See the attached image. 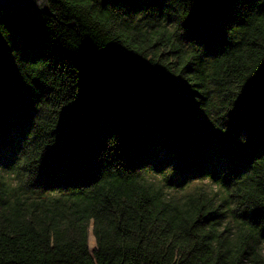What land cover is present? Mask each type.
<instances>
[{"label": "trees", "instance_id": "1", "mask_svg": "<svg viewBox=\"0 0 264 264\" xmlns=\"http://www.w3.org/2000/svg\"><path fill=\"white\" fill-rule=\"evenodd\" d=\"M45 7L0 10V264H264V0Z\"/></svg>", "mask_w": 264, "mask_h": 264}, {"label": "rangeland", "instance_id": "2", "mask_svg": "<svg viewBox=\"0 0 264 264\" xmlns=\"http://www.w3.org/2000/svg\"><path fill=\"white\" fill-rule=\"evenodd\" d=\"M171 27H169V29H171ZM156 178V177H155ZM154 180V179H153ZM196 187H201L203 189L209 190V189H215V187L213 185H210L209 183H207L206 181H193L190 183V185L184 189H164L165 193H167L170 198L176 202H181L182 199L185 197V194L188 193V191H193L194 188ZM90 234L92 235V220L89 219L87 228H86V245L88 246V240H89V236ZM93 237V235H92ZM94 248V237H93V246L91 247V249H89V247H87L88 251L90 252L92 249Z\"/></svg>", "mask_w": 264, "mask_h": 264}, {"label": "water", "instance_id": "3", "mask_svg": "<svg viewBox=\"0 0 264 264\" xmlns=\"http://www.w3.org/2000/svg\"><path fill=\"white\" fill-rule=\"evenodd\" d=\"M13 8L33 10L35 13L47 14L45 0H0V10L8 11Z\"/></svg>", "mask_w": 264, "mask_h": 264}, {"label": "bare ground", "instance_id": "4", "mask_svg": "<svg viewBox=\"0 0 264 264\" xmlns=\"http://www.w3.org/2000/svg\"><path fill=\"white\" fill-rule=\"evenodd\" d=\"M92 246H93V237H92V235L90 234V236H89V240H88V247H89V249H91Z\"/></svg>", "mask_w": 264, "mask_h": 264}]
</instances>
